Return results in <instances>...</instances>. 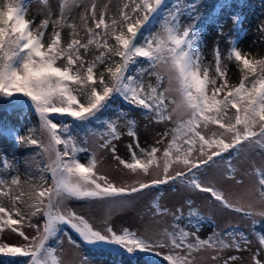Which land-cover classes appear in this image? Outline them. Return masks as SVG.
<instances>
[{
    "label": "snow or ice",
    "instance_id": "1",
    "mask_svg": "<svg viewBox=\"0 0 264 264\" xmlns=\"http://www.w3.org/2000/svg\"><path fill=\"white\" fill-rule=\"evenodd\" d=\"M165 3L166 0H129L109 20L108 5L98 13L93 0L79 17L86 40L78 38L76 23H68L71 9L65 3L59 6L58 18L53 19V12L48 10L39 25L25 18L22 0H4L0 4V108L34 112L45 138H36L34 129H29L27 136H20L14 129H0V134L8 132L18 145L36 146L41 150L37 154L48 160L40 171L39 183L27 193L30 202L24 200L26 193L19 175L11 176L10 181L0 179V197L11 202V208L0 204V234L20 238L16 244L0 242V260L18 264L12 258H27L26 264H63L55 255L57 247L48 242L59 246L61 234L67 235L66 227L88 245H109L131 259L147 254L160 258L157 264H195L193 253L210 251L213 264H242L239 255L222 254L226 249L236 253L248 250L251 241L245 232L229 226L226 231H213L201 238L198 231L205 217L191 207V199L186 201L187 216L182 207L170 213L154 201V215H171L173 223L162 231L146 229L145 233L129 228L116 230L107 218L103 220L104 227L98 229L66 203H102L179 182L190 191L209 194L214 203L225 209L247 217H264V209L256 212L252 205L247 209L236 206L211 182L201 179V169L215 164L216 157L223 158L230 150L237 154L245 146L264 150V59H249L230 41L228 59L234 58L244 72L239 84L232 87L218 44L213 50L214 71L211 63H204L196 0H174L162 12ZM226 6L227 0H221L220 7ZM184 15L193 23L182 26ZM158 16H162L157 21L159 31L152 33ZM232 21L239 31L240 17L234 15ZM50 25L52 32L45 42ZM65 27L70 30L67 40L62 39ZM110 39L114 43L110 44ZM93 46L98 54L92 60L85 59ZM151 77H155V85L150 82ZM165 79L167 88L162 86ZM221 93L223 98H218ZM117 98L132 110H139L149 123L164 124L166 130L155 140V145L168 141L162 152L157 146L141 147L136 121L123 109L115 119H101L110 102ZM230 109H235L231 115ZM94 122L102 124L103 131H92L89 126ZM169 123L174 126L168 128ZM74 125L98 136V149L109 151L118 165L136 175L134 183L117 186L97 174L96 153L77 142L72 134ZM213 125L217 126L215 130ZM121 126L132 138L126 146L131 162L116 154L113 141L120 139ZM83 144H87L86 138ZM81 153L88 154L86 163L81 162ZM2 166L13 168L6 157ZM234 172L229 156L226 175L234 179ZM255 191L264 204V172L259 173ZM182 220L186 221L183 227ZM189 226L196 231L188 230ZM29 228L36 235L29 237ZM68 241L76 243L71 236ZM259 243L262 247L251 256L249 264H264L258 259L264 252V233Z\"/></svg>",
    "mask_w": 264,
    "mask_h": 264
},
{
    "label": "rangeland",
    "instance_id": "2",
    "mask_svg": "<svg viewBox=\"0 0 264 264\" xmlns=\"http://www.w3.org/2000/svg\"><path fill=\"white\" fill-rule=\"evenodd\" d=\"M3 2L4 0H0V4ZM92 2L93 0H30L27 5L25 17L30 21L35 20V24L39 25L41 20L45 18L48 10L53 12V19L58 18L59 6L65 3L71 9L70 13H68V23H76L78 25V38L86 40L87 33L79 17L81 13L84 12V8L86 6L90 7ZM95 2L97 4L98 13L103 9L104 5H108V19L110 20L118 15L122 5L129 2V0H95ZM173 2L174 0H166L161 11L163 12L164 9L171 7ZM196 2L199 4L196 12L199 14V24L202 26L201 50L205 58L204 63H211L213 65L212 71H214L213 50L214 46L218 44L222 62L226 64L229 69V85H238L244 72L241 71L242 65L236 62L234 58L231 60L228 59V54L232 46L230 41L234 42L235 46H237L242 53L248 54L249 59H259L264 56V0H227L226 7H220L221 0H196ZM185 3H191V0H185ZM234 15L240 17L241 26L239 31H236L233 26L232 16ZM161 19L162 16H158L157 20L153 21V27L151 28L152 33L159 31V24L157 21ZM180 22L183 26L193 23V20L189 16L184 15L181 17ZM88 26H93L90 20ZM220 26H223V34H221ZM51 32L52 26L50 25L45 34V42L49 40ZM69 32L70 30L67 27L62 30L63 40L69 39ZM109 43L112 44L114 41L110 39ZM97 54L98 52L93 46L90 51L85 54V59L92 60ZM59 63L58 61L57 64L59 65ZM131 67L134 68L135 65ZM100 70L102 71L103 69L101 68ZM147 82H149V80H146V83ZM150 82L155 85V77H151ZM162 86L164 88L169 87L167 79L163 81ZM6 111L7 109H0L1 129H10V125L7 121L9 120V113L11 112ZM132 119L136 121V131L139 136L141 147L150 148L151 146H157L161 148L162 152L168 141L165 140L164 145H155V140L159 137L160 133L166 130L164 124H157L155 122L149 123L141 113H136ZM36 120L39 121L38 116ZM120 123L123 125L124 122L120 121ZM173 126L174 125L171 123L168 124V128ZM216 127L215 125L211 126L212 130H215ZM26 128V124L19 128V134L21 136L26 135ZM119 131L121 132L120 139L113 141L117 150L116 154L122 159L131 162L126 146L132 141V138L127 135L126 127L121 126ZM2 136L4 137L0 140V179L10 181L11 176H13L12 169H5L2 166V161L5 157L8 161L14 160L15 157L20 154L24 145H18L12 135H10V139H7V135ZM44 138L45 137L41 135V139ZM86 139L87 147L92 152L96 153L98 163L95 171L97 174L106 176L117 186L134 183L137 179L136 175L124 169L122 165H118L109 151L98 149V136H94L92 132H88ZM233 152L234 156L231 157L230 163L235 170L234 179L226 175L229 162V159L226 157L215 158V164L202 168L201 179L205 182H211L218 190L223 192L225 198L234 205L243 206L245 209H247L249 205H252L254 211L259 212L264 209V204L259 200L258 193H256L255 189L258 184L259 173L264 172V150L251 149L245 146L238 154H235V151H232V153ZM43 156L47 164V156ZM139 178L144 179L142 176ZM237 180L241 181V183L237 184ZM48 183H51V178L48 179ZM188 199L192 200L191 207L196 209L200 215L211 218V223L202 221L198 231L201 238H207L213 231H226L229 226L240 228L248 235V239L251 241L248 250L236 253L232 249H226L222 255L225 257L230 254L239 255L242 264H249L251 256L262 247L259 243L260 238L253 233V228L254 225L264 224V217L260 215L247 217L244 216L243 213L234 211L233 209H225L218 202L214 203L213 200L210 199L209 194L190 191L179 182L150 187L131 197L104 201L102 203L75 200H69L66 203L69 208L76 211L78 214L84 215L85 218L98 229L104 227L103 220L107 218L109 223L116 230L129 228L138 233H145L146 229L150 231H162L165 228H169L173 223V217L171 215H154L155 210L152 207L154 201H158L160 206L168 209L170 213H175L177 208L182 207L185 216H187L189 207L186 201ZM0 204L6 208H11V202L7 198L0 197ZM185 224L186 221H180V226L183 227ZM188 230L196 231L195 228L190 226ZM26 234L29 237L36 235L35 231L30 228L26 229ZM19 240L20 238L15 234H0V242L16 244ZM52 242L53 241H49L48 243L50 246L57 247L55 255L63 264H85V258H87L85 253L76 244L69 243L67 236L63 237L59 246H57L56 243L52 245ZM95 247L114 249L109 245H95ZM193 256L195 257V264H213V261L209 258L210 251L193 253ZM14 259L18 261V264H26L27 260V258ZM258 259L264 261V252L261 253ZM86 264L111 263L92 261L87 258Z\"/></svg>",
    "mask_w": 264,
    "mask_h": 264
},
{
    "label": "trees",
    "instance_id": "3",
    "mask_svg": "<svg viewBox=\"0 0 264 264\" xmlns=\"http://www.w3.org/2000/svg\"><path fill=\"white\" fill-rule=\"evenodd\" d=\"M29 1L30 0L22 1L24 9H25V14L27 12V5ZM259 59H264V56ZM139 62L144 63L142 59H139ZM235 86L237 85H234L232 87H235ZM218 98H223V93H221ZM80 99H82V97ZM0 109H7L6 112H11L9 113V120L7 121V123H9L10 125V129H14L19 134V128L23 126L24 124H26L27 133L24 136H27L30 134L29 129H34L35 131L32 134L35 135L36 138L41 139V133L39 131V121L36 120L37 115L34 112L24 110L21 113L19 111H13L12 109L7 108V107H2ZM121 109H123L124 113L130 118H133L136 113H141L139 110H132L129 105L123 103V101L117 98L110 102L109 107L105 110L101 119L102 120L103 119H115ZM234 112H235V109L229 110L230 115L233 114ZM89 128H91L92 131H97V130L103 131V125L100 124L99 122H94L92 125L89 126ZM88 132L90 131H88L87 129H83L81 127H77L75 125L72 128V134L76 137L77 142L82 144L84 147H87V144H83V141L86 138V135ZM2 135H7L6 136L7 139H10L9 138L10 134L8 132H3L2 134H0V140L3 139L2 137H4ZM23 145L24 147L23 149H21L20 154L16 156L14 160L12 159L11 161L9 160L8 162H11L13 165L12 175H19L20 177L21 185L23 187L24 192L26 193L24 200L26 202H30L28 201L27 193L30 191L32 185L39 183L40 181L39 174H40L41 169L45 167L46 160L43 154H40V155L37 154L41 150L38 149L36 146L25 145V144ZM58 147L63 149V145H59ZM90 152L92 151L90 150ZM80 156H81V162L86 163L88 159V154L81 153ZM229 156L231 159V157L234 156V152L232 153V151L230 150V154L229 153L223 154V157H226L227 159H229ZM216 158H221V157H216ZM49 178H50V174L48 175V179ZM203 221L207 223H211V218L205 217ZM238 229L243 231L240 228ZM65 231L67 232V235L61 234V240L65 236L67 237L71 236L72 240L76 241L75 244L83 250V252L85 253V256L89 260H92V261H98L102 263L107 262L111 264H157V262L160 259L153 255H146V254H139L136 259H131L127 255L123 254L122 252L116 249H108V248L95 247L93 245H88L84 243L83 241H81L78 235L74 233L73 231H71V229H68L65 227ZM253 233L260 238V235L264 233V224H259L258 228H253ZM52 245H55L54 241L52 242ZM0 264H8V260L7 259L0 260Z\"/></svg>",
    "mask_w": 264,
    "mask_h": 264
}]
</instances>
